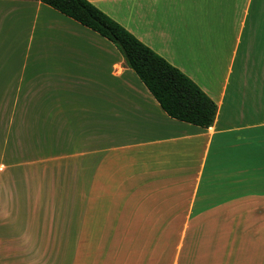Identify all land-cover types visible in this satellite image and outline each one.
I'll use <instances>...</instances> for the list:
<instances>
[{"label":"crops","instance_id":"1","mask_svg":"<svg viewBox=\"0 0 264 264\" xmlns=\"http://www.w3.org/2000/svg\"><path fill=\"white\" fill-rule=\"evenodd\" d=\"M217 105L171 119L114 44L0 0V264H264V0H87Z\"/></svg>","mask_w":264,"mask_h":264},{"label":"trees","instance_id":"2","mask_svg":"<svg viewBox=\"0 0 264 264\" xmlns=\"http://www.w3.org/2000/svg\"><path fill=\"white\" fill-rule=\"evenodd\" d=\"M114 44L163 111L201 129L213 127L218 107L188 76L87 0H37Z\"/></svg>","mask_w":264,"mask_h":264}]
</instances>
